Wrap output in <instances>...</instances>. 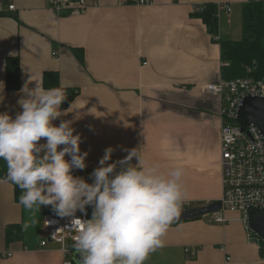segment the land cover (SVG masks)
<instances>
[{
  "label": "crops",
  "instance_id": "1",
  "mask_svg": "<svg viewBox=\"0 0 264 264\" xmlns=\"http://www.w3.org/2000/svg\"><path fill=\"white\" fill-rule=\"evenodd\" d=\"M85 1L87 12L74 17L65 11L56 14L48 0H14L15 11L8 13L0 0L5 13L0 15V113L15 118L22 111L17 101L24 82L32 76L43 86V75L54 73L57 88L73 91L74 97L61 105L66 115L53 124L73 121L81 153H88L87 167L74 169V176L92 183L90 174L110 146L115 151L108 163L125 157L124 149L140 148L146 160L161 163L165 171L184 169V201L201 206L218 201L220 106L203 87L221 78L220 42L241 39V11L248 0H152L144 6L136 0ZM207 3L230 7L229 14L217 8L216 36L193 15V6ZM9 57L19 60L17 90L5 86ZM45 142L42 138L39 143ZM20 196L0 180V254L12 253L0 257V264H63L58 245L40 247L43 217L56 215L52 207L27 208L19 203ZM225 217L224 224L207 217L172 223L165 246L150 253L144 264H264L241 214ZM11 225L20 226V235L7 240ZM186 248L195 251L193 258ZM79 259L71 257L72 264Z\"/></svg>",
  "mask_w": 264,
  "mask_h": 264
},
{
  "label": "clouds",
  "instance_id": "2",
  "mask_svg": "<svg viewBox=\"0 0 264 264\" xmlns=\"http://www.w3.org/2000/svg\"><path fill=\"white\" fill-rule=\"evenodd\" d=\"M19 92L22 111L15 118L0 113V159L7 165L6 180L22 190L19 203L51 206L57 216L72 218L79 264H144L150 253L165 246L163 238L180 216L184 169L165 171L161 163L146 160L140 148L124 149L125 157L108 163L115 151L110 146L88 183L72 174L87 167L88 155L81 153L73 121L53 124L66 115L61 110L66 92L45 89L32 76ZM42 138L45 143H39ZM89 206L91 219L76 217Z\"/></svg>",
  "mask_w": 264,
  "mask_h": 264
},
{
  "label": "built area",
  "instance_id": "3",
  "mask_svg": "<svg viewBox=\"0 0 264 264\" xmlns=\"http://www.w3.org/2000/svg\"><path fill=\"white\" fill-rule=\"evenodd\" d=\"M13 1L5 0L8 13L15 11ZM48 1L51 9L58 15L65 11L70 16L80 17L88 10L85 0ZM151 3L152 0H136L139 6ZM192 8L194 12L202 10V6ZM217 8L224 9L227 14L230 13L228 5L218 4ZM56 55V52L52 53V56ZM145 65L146 63L143 64ZM203 91L206 95L218 99L221 118L219 129L221 197L218 200L220 208L218 212L204 217L212 223L224 224L227 220L226 213H240L242 224L251 236L248 230L249 210L255 208L264 210V142L255 128L249 126L242 131L235 123V119L243 98L247 96L264 97V78L244 77L227 81L220 78L216 82L205 85ZM199 207L201 205L195 201H183L181 211ZM75 215L82 220L89 219L87 209L86 214L77 211ZM71 221V217L61 218L57 215H45L42 221L40 247L43 248L48 243L58 245L63 264H72L71 257L76 253L72 246L77 232ZM185 253L189 258L195 256L192 248H186ZM11 256L10 252L0 254L1 258ZM226 260L229 262L230 258Z\"/></svg>",
  "mask_w": 264,
  "mask_h": 264
},
{
  "label": "trees",
  "instance_id": "4",
  "mask_svg": "<svg viewBox=\"0 0 264 264\" xmlns=\"http://www.w3.org/2000/svg\"><path fill=\"white\" fill-rule=\"evenodd\" d=\"M5 4V0H3ZM0 12V15H4ZM193 15L199 18L206 26L209 34L216 36L218 31L217 5L207 3L202 6L200 12ZM242 37L239 41L220 42V77L222 80H234L237 78L253 77L264 78V0H248L242 6ZM77 58L81 59L79 51H74ZM20 84V68L17 57H9L5 60V86L7 90H17ZM43 86L47 89L57 88V75L45 73ZM67 99L63 102L66 107L74 97V92L66 91ZM7 165L0 159V180L10 183L14 187L15 197L22 194V190L15 184L6 180ZM175 224V222H173ZM20 235V226L11 225L6 228L5 238L12 240ZM254 238L255 236L251 234ZM256 239V237L254 238ZM259 246L261 256L264 258V244L255 240ZM72 248H74L72 246Z\"/></svg>",
  "mask_w": 264,
  "mask_h": 264
},
{
  "label": "water",
  "instance_id": "5",
  "mask_svg": "<svg viewBox=\"0 0 264 264\" xmlns=\"http://www.w3.org/2000/svg\"><path fill=\"white\" fill-rule=\"evenodd\" d=\"M235 123L240 129H242V131L249 126H252L258 131L264 142V97L247 96L243 98L237 110ZM219 208L220 203L214 201L196 209L181 211L180 216L174 222L198 219L210 213L218 212ZM248 230L257 240L264 244L263 209L255 208L249 210ZM75 255L79 254L75 253L73 256Z\"/></svg>",
  "mask_w": 264,
  "mask_h": 264
},
{
  "label": "rangeland",
  "instance_id": "6",
  "mask_svg": "<svg viewBox=\"0 0 264 264\" xmlns=\"http://www.w3.org/2000/svg\"><path fill=\"white\" fill-rule=\"evenodd\" d=\"M90 211H92L93 209H92V207H87ZM89 219H91V215L89 216Z\"/></svg>",
  "mask_w": 264,
  "mask_h": 264
}]
</instances>
